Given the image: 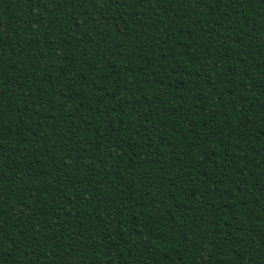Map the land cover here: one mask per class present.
Here are the masks:
<instances>
[{"label":"trees","instance_id":"obj_1","mask_svg":"<svg viewBox=\"0 0 264 264\" xmlns=\"http://www.w3.org/2000/svg\"><path fill=\"white\" fill-rule=\"evenodd\" d=\"M0 264H264V0H0Z\"/></svg>","mask_w":264,"mask_h":264}]
</instances>
